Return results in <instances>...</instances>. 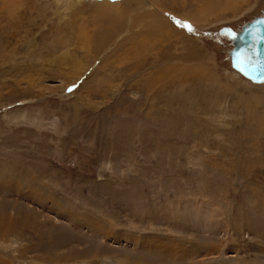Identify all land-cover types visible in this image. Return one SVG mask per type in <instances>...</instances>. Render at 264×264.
Segmentation results:
<instances>
[{
    "label": "rangeland",
    "instance_id": "374dc122",
    "mask_svg": "<svg viewBox=\"0 0 264 264\" xmlns=\"http://www.w3.org/2000/svg\"><path fill=\"white\" fill-rule=\"evenodd\" d=\"M122 1L0 0V264H264V0Z\"/></svg>",
    "mask_w": 264,
    "mask_h": 264
},
{
    "label": "water",
    "instance_id": "95a60500",
    "mask_svg": "<svg viewBox=\"0 0 264 264\" xmlns=\"http://www.w3.org/2000/svg\"><path fill=\"white\" fill-rule=\"evenodd\" d=\"M231 46V67L251 82L264 84V12L232 33Z\"/></svg>",
    "mask_w": 264,
    "mask_h": 264
},
{
    "label": "bare ground",
    "instance_id": "6f19581e",
    "mask_svg": "<svg viewBox=\"0 0 264 264\" xmlns=\"http://www.w3.org/2000/svg\"><path fill=\"white\" fill-rule=\"evenodd\" d=\"M79 1V0H78ZM85 1H94V0H85ZM122 1V0H115V1H110V0H96V2H93L92 4H94L95 6H101V7H115L116 4H119V2ZM116 2V3H114ZM123 2V1H122ZM106 4H112V5H106ZM102 9V8H100ZM110 9V8H109ZM230 43L232 44V39H230ZM231 45L229 46V50L231 49ZM229 50L227 51V55H228V52ZM228 58L230 60V56L228 55ZM236 71V70H235ZM237 72V71H236ZM238 73V72H237ZM240 74V73H239ZM241 75V74H240ZM243 77V76H242ZM245 78V77H244Z\"/></svg>",
    "mask_w": 264,
    "mask_h": 264
},
{
    "label": "flooded vegetation",
    "instance_id": "af4514ba",
    "mask_svg": "<svg viewBox=\"0 0 264 264\" xmlns=\"http://www.w3.org/2000/svg\"><path fill=\"white\" fill-rule=\"evenodd\" d=\"M229 39H232V35L230 36V38Z\"/></svg>",
    "mask_w": 264,
    "mask_h": 264
}]
</instances>
